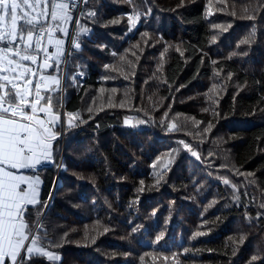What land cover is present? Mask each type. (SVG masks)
<instances>
[{
    "label": "trees",
    "instance_id": "obj_1",
    "mask_svg": "<svg viewBox=\"0 0 264 264\" xmlns=\"http://www.w3.org/2000/svg\"><path fill=\"white\" fill-rule=\"evenodd\" d=\"M77 22L26 216L60 260L29 264H264V0H88Z\"/></svg>",
    "mask_w": 264,
    "mask_h": 264
},
{
    "label": "snow or ice",
    "instance_id": "obj_2",
    "mask_svg": "<svg viewBox=\"0 0 264 264\" xmlns=\"http://www.w3.org/2000/svg\"><path fill=\"white\" fill-rule=\"evenodd\" d=\"M77 3L0 0V264H29L37 256L60 260L41 246L39 235L33 234L25 219L28 207L40 203L41 181L24 170L52 161V143L58 136L55 126L60 122L53 96L61 80L49 70L59 73L66 41L57 34L69 35L65 25L73 21ZM138 18V14L129 17L132 27ZM77 28L72 46L79 49V38L89 29L79 22Z\"/></svg>",
    "mask_w": 264,
    "mask_h": 264
},
{
    "label": "crops",
    "instance_id": "obj_3",
    "mask_svg": "<svg viewBox=\"0 0 264 264\" xmlns=\"http://www.w3.org/2000/svg\"><path fill=\"white\" fill-rule=\"evenodd\" d=\"M70 25V24H69ZM58 36H61V38H63L62 37V35L61 34H58ZM67 44V43H66ZM65 48H66V46L64 47V50H65ZM50 51H53L54 49H49ZM59 68H60V66H59ZM49 72L51 73V74H53V75H58L59 76V78H60V80H61V84H60V88H62V77H60V70H59V73H56V72H54L53 70H49ZM63 90H64V88H62V92L61 93H63ZM62 118H61V114H60V120H61ZM58 124V123H57ZM57 124H56V126H57ZM55 126V127H56ZM54 162H55V156H54V151H53V143H52V161H50V162H45V163H42L41 165H39L36 169H30V170H24V174H27V175H33V176H38L39 177V180L41 181V178H40V175H39V170H41L42 168H44V167H47V166H51L52 164H54ZM41 185H42V181H41V183H40V185H39V187H38V194H39V198H40V193H41ZM29 207H32V206H29ZM28 207V208H29ZM26 216H27V212H26V214H25V219H27L26 218Z\"/></svg>",
    "mask_w": 264,
    "mask_h": 264
},
{
    "label": "built area",
    "instance_id": "obj_4",
    "mask_svg": "<svg viewBox=\"0 0 264 264\" xmlns=\"http://www.w3.org/2000/svg\"><path fill=\"white\" fill-rule=\"evenodd\" d=\"M81 5H82V2H79L78 0V3H77V7L75 8V11H76V16H73V21L71 22L72 23V26L74 28L75 24H76V21H77V15H78V12L81 8ZM72 28V30H73ZM69 49H70V46H67V48L65 49V54L62 58V62H61V65L63 67V70H65V67H66V62H67V58H68V55H69ZM63 116V114H61V117Z\"/></svg>",
    "mask_w": 264,
    "mask_h": 264
},
{
    "label": "rangeland",
    "instance_id": "obj_5",
    "mask_svg": "<svg viewBox=\"0 0 264 264\" xmlns=\"http://www.w3.org/2000/svg\"><path fill=\"white\" fill-rule=\"evenodd\" d=\"M65 27H68V28H69V35H70V25H65ZM58 34H59V33H58ZM58 34H57V35H58ZM61 35H62V34H61ZM69 35H68L67 37H63V36H62V37L65 39V41H66L67 44H68V41H69ZM66 43H65V46L67 45ZM65 46H64V47H65ZM53 51H54V50H53ZM50 52H51V51H50ZM63 86H64V85H63ZM61 92H62V88H61ZM126 121H127V123H126ZM126 121H125L126 125H128V126H131V125H132V123H131L130 120H126ZM59 162H60V159H59ZM59 162H58V166L60 165ZM58 166H57V167H58ZM47 251H48V250H47ZM53 253L56 254L55 252H53ZM56 255H58V254H56ZM58 256H59V255H58ZM46 258H47V257H46Z\"/></svg>",
    "mask_w": 264,
    "mask_h": 264
},
{
    "label": "water",
    "instance_id": "obj_6",
    "mask_svg": "<svg viewBox=\"0 0 264 264\" xmlns=\"http://www.w3.org/2000/svg\"><path fill=\"white\" fill-rule=\"evenodd\" d=\"M62 88H64L63 85H62ZM57 169L59 170V166L57 167ZM58 170H57V171H58ZM44 211H45V210H44ZM44 211L42 212L41 217L43 216ZM41 217H40V218H41ZM39 220H40V219H39ZM39 220L37 221L35 228L32 230L33 234H34V231H35V229H36V227H37V225H38V223H39Z\"/></svg>",
    "mask_w": 264,
    "mask_h": 264
}]
</instances>
